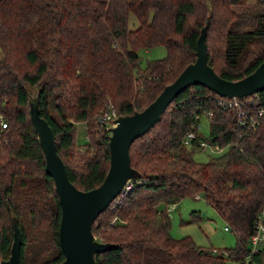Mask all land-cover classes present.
Instances as JSON below:
<instances>
[{"label":"trees","instance_id":"obj_1","mask_svg":"<svg viewBox=\"0 0 264 264\" xmlns=\"http://www.w3.org/2000/svg\"><path fill=\"white\" fill-rule=\"evenodd\" d=\"M207 21V60L220 76L236 80L264 59V0H0V118L6 121L0 124V260L10 253L12 215L22 235L21 264L64 258L61 209L29 117L28 90L40 92V114L70 181L95 187L109 166L108 127L96 116L108 105L117 114L145 107L194 60ZM156 45L165 55L140 67L138 50ZM207 111V141L225 150L197 161V121ZM129 153L141 181L94 219L95 237L114 244L95 254L97 264H264V242L250 251L264 207V88L229 97L191 84L131 142ZM199 194L234 231V246L205 248L190 235L171 234L168 205ZM189 215L190 221L201 216Z\"/></svg>","mask_w":264,"mask_h":264},{"label":"water","instance_id":"obj_2","mask_svg":"<svg viewBox=\"0 0 264 264\" xmlns=\"http://www.w3.org/2000/svg\"><path fill=\"white\" fill-rule=\"evenodd\" d=\"M208 21L196 39L195 58L140 110L118 114L108 126L109 166L103 180L95 187L80 189L69 179L66 165L58 153L55 135L48 121L40 114V92L28 90L29 117L43 150L45 171L52 176L61 209L58 236L64 258L54 264H97L95 254L114 247L112 242L98 240L92 232L97 215L119 194L128 179L138 171L130 164L131 142L146 132L180 91L191 84H203L219 95L246 96L264 88V59L245 76L229 80L220 76L207 60L206 30ZM13 239L7 258L0 264H21L22 235L12 215ZM254 264V263H252Z\"/></svg>","mask_w":264,"mask_h":264},{"label":"rangeland","instance_id":"obj_3","mask_svg":"<svg viewBox=\"0 0 264 264\" xmlns=\"http://www.w3.org/2000/svg\"><path fill=\"white\" fill-rule=\"evenodd\" d=\"M129 25L131 27L137 26V20L130 14ZM166 49L163 45H156L151 48H140L139 65L145 66L147 60L164 56ZM209 117L207 113L202 112L197 121V135H199L200 142L205 145H199L197 149L192 152V157L197 161H207L210 156L217 155L225 150V147L211 146L207 141L209 135ZM84 123L82 121L76 122V143L80 146L85 144ZM189 147V146H188ZM158 208L163 209V204L159 203ZM191 210H198L201 214L199 220L190 221L189 212ZM168 214L171 217V234L175 237L182 235H190L193 240L205 248H221L225 246L235 245V233L229 227L225 219L208 204L201 194L195 196H186L178 203L168 205ZM236 264V263H235Z\"/></svg>","mask_w":264,"mask_h":264},{"label":"built area","instance_id":"obj_4","mask_svg":"<svg viewBox=\"0 0 264 264\" xmlns=\"http://www.w3.org/2000/svg\"><path fill=\"white\" fill-rule=\"evenodd\" d=\"M230 104H237V101H230ZM207 115H210V112L207 111L206 112ZM243 112H240V114H242ZM263 113V108H259L257 110V114L261 115ZM117 111L116 109L111 106L108 105L104 111H102L99 115L96 116L97 121H100L104 124H106V126L108 127L109 125H114V119L117 117ZM198 116V115H197ZM6 121H4L3 118H0V124L2 126H5ZM241 122V121H240ZM193 137V132L192 131H188L183 139V142L189 146L190 145V141L191 138ZM199 145L204 146L205 143L204 142H200ZM217 147V146H215ZM137 181H141V180H137V178H132V179H128L124 185L122 186L119 194L116 197L122 196L127 194L130 189L132 188L134 182ZM115 197V198H116ZM114 198V199H115ZM254 233L251 236V240H250V251H256L258 248H260V246H262V242H264V207L261 209V211L257 214L255 220H254ZM227 228V227H225Z\"/></svg>","mask_w":264,"mask_h":264}]
</instances>
